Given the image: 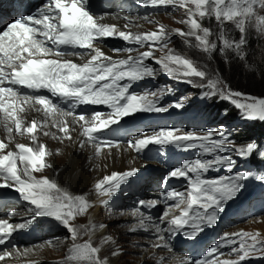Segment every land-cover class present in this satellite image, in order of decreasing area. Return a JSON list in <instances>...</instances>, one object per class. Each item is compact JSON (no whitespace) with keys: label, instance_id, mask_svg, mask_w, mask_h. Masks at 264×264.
Returning a JSON list of instances; mask_svg holds the SVG:
<instances>
[{"label":"snow or ice","instance_id":"1","mask_svg":"<svg viewBox=\"0 0 264 264\" xmlns=\"http://www.w3.org/2000/svg\"><path fill=\"white\" fill-rule=\"evenodd\" d=\"M88 2L89 0H47L38 11L15 19L0 31V113L3 114L4 127L10 136L13 133H27L35 141L38 129L51 124L61 134L58 139L72 141V134L78 126L80 136L86 138L79 141L80 145H94L98 155L104 146L109 150L112 147L120 148L118 140H101L99 134L111 130L112 126H118L123 118L137 113H167L170 108L179 110L184 107L181 102L160 106V99L171 92L170 87L145 90L142 93L130 91L134 83L155 78L158 71L194 87L204 88L203 82L206 81L210 89L205 93L206 96L219 95L222 99L229 100L242 112L244 119L264 121V98L233 91L219 76L210 77L193 60L172 54L171 49L160 57L153 54L154 46L159 45L163 52L172 36L178 34L194 37L198 42L195 46L209 56L219 46L221 54L226 55L228 50L234 49L243 58L241 48L246 44V22L255 16L258 24L264 25V16L256 15L254 10V5L260 0H136L137 4L145 7L174 9L179 6L187 13V19L181 21L188 26L187 31L176 29L169 32L161 25L158 30L142 33L123 31L115 25L102 23V18L91 13ZM213 15L219 24L218 43L210 40L213 33L208 27H202L195 18L198 16L202 20L205 16ZM225 22H231L240 32L238 40L229 37L224 27ZM108 37L122 38L129 44L139 46L147 44L148 50L133 56L131 53L134 49L131 47L117 48L114 49L115 52L124 51L129 55L127 58L113 59L94 44V41H102ZM75 49L84 51L81 53ZM72 56L88 58L77 63L68 58ZM148 59H152L159 68L147 64ZM5 83L10 86L5 87ZM19 88L29 91L21 93ZM41 90L50 93L56 102L49 96L33 94ZM65 103L67 108L62 106ZM82 105H103L111 111L106 114V118H102L104 114L99 111L92 112L90 117L85 114L76 115V109ZM29 109L42 112L44 119L26 122L24 114ZM10 143L11 140L8 143L0 140V179L4 181L0 188L15 187L20 197L34 206L30 210L35 218L54 219L67 229L72 240L69 260L75 264H106L99 256L100 249L90 241L76 242L78 229L71 221L88 209L86 196L72 195L58 187L50 178L37 179L33 175V172L50 167L46 162V145L39 143L32 147L16 143L18 151H13L9 150ZM127 143L137 153H142L149 145L199 150L196 158L183 159L164 177L165 185L173 178L186 179L185 191H162L157 199L139 200L137 207L131 211L133 217H139V223L133 225L130 231H149L151 226L158 241L153 247L168 248L170 252L173 250L174 239L183 236L195 241L205 227L216 225L224 205L236 198L245 181L252 177L250 170H235L238 160L250 159L255 154L257 159L264 161V146L250 141L237 147L231 135L225 134L223 125L203 132L159 127L158 130L128 140ZM4 150H7L6 154H3ZM206 155L211 158H204ZM221 168L227 174L205 178V174ZM137 172L136 168L123 172L113 171L96 182V191L107 197L101 201L102 206L107 207L121 185ZM254 178L264 182V171ZM169 201L173 203L169 204ZM158 204L166 205L159 216V222L141 211L142 208L154 209ZM28 226L29 223H19L13 227L7 220H0V245H4L14 231ZM221 247L230 248L228 255L236 258L219 259L218 256L224 255L220 252ZM28 251L29 249L24 250L25 253ZM254 252L264 255V240L258 238V235L249 232L224 233L219 237L218 246H213L202 258L184 256L177 260V264H242ZM17 254H20L18 250ZM12 255V252L4 251L0 255V261Z\"/></svg>","mask_w":264,"mask_h":264},{"label":"rangeland","instance_id":"2","mask_svg":"<svg viewBox=\"0 0 264 264\" xmlns=\"http://www.w3.org/2000/svg\"><path fill=\"white\" fill-rule=\"evenodd\" d=\"M262 5H264V0H260V2L254 5L255 13L258 16H264V6ZM164 8L165 7H160L156 8L155 10H150L143 13L135 12L137 15L135 13L128 14L130 16H136L144 23V25H139L137 23L130 22V26H128V29L136 31H138L139 29H146V31L147 29L158 30L159 26L162 25L165 30L169 32H174V30L176 29L184 30L181 21L187 19V13L185 9L180 8L179 6L174 9L168 7L163 10ZM120 10H124L123 7L117 6L113 11L119 12ZM155 15L158 16L159 22H157V18L156 21L151 19ZM123 18H127V16H124ZM195 18L199 20V22L202 24V27H208L210 32L213 33V35L210 37V40L218 43L217 37L219 34V24L216 21L215 16H205L202 20H200L198 16ZM245 26L246 44L241 48L243 58H241V56L238 55L234 49L228 50L226 55L221 54L219 51V46L217 50L213 51L211 56H209L208 54L200 51L199 48L195 46L198 42L195 41L194 37H183L178 34L172 36L171 41L163 52L160 50L159 45L154 46L153 54L155 57H160L161 55L165 54L168 49H171L172 54H178L184 56L185 58L193 60L196 63V66L204 68L208 72L210 77L215 78L216 76H219L223 83L227 84L233 91H240L241 93L252 97L264 98V25L258 24V22L256 21V17L253 16L251 21L246 22ZM224 27L231 39H239L240 32L231 22H225ZM107 42L109 41H100L99 43L102 44ZM190 44L193 46L190 47ZM104 46L112 51L113 54H128L124 51H114V49L117 48H127L126 46H119L114 43L108 44V46ZM143 48H147V44H145L144 46L135 45L136 51H134L132 54L143 50ZM152 67L158 69L159 65L153 64ZM165 75V73L158 71L156 77L152 78L153 82H149V84H146L143 91H153V89L156 87H166L168 82L164 80ZM195 79L199 80V78ZM203 83H205L206 85V81H204ZM195 88L196 87L188 84L187 88H184L186 91L188 90L185 93L188 94ZM173 89L174 88H172L171 92H173ZM143 91L138 92L142 93ZM174 96H180V91L176 90ZM216 98L222 99L219 95H215V99ZM161 104H166V102H163ZM225 104L230 109L232 108L233 111L237 110L236 115L241 112L240 110L236 109L229 100H226ZM205 108L212 111L211 107ZM238 118L240 121L248 120L244 119L243 115H239ZM230 119H232V117ZM256 122L260 123V121ZM172 127L177 128V126ZM143 130L146 131V129ZM184 130L187 131L190 129L186 127L184 128ZM240 130L241 129H237L239 133L246 132ZM197 131L203 132L206 131V129ZM2 133H6V130H4ZM11 135H18V133H13ZM25 135H27V133L18 135L20 138L19 142H22V140L25 139ZM128 135L123 136L122 140H124V138ZM255 137L256 136L253 135V138ZM247 138L250 137L248 136ZM248 140H245V143ZM237 141L238 139L236 140V142ZM236 142L235 145L237 147L243 145L240 144V142H238V144ZM141 162L143 164L138 166V172L133 177L129 178L131 182L139 179V177L143 178L145 174H152L151 176H153V170L150 169L149 164H144L146 163L145 160H142ZM88 171L90 172V170ZM143 181H145L144 178ZM157 184L158 178L155 177L152 182L148 183V185L147 182L142 183L135 190H128L125 185H121L120 190L112 198L107 207H104L101 204V201L103 199H107V197L98 195V193L95 192L96 200L91 203L92 205H89V208L84 212V214L75 216L71 221V223L78 229V239L76 242L83 243L85 241H90L93 246L100 249L99 256L101 260L106 261V264H158V262L159 264H177V260L179 258L187 256L185 253L189 252L192 247L188 246L185 252L182 250L178 251L176 249H173L170 252L168 248L153 247V245L158 241L154 234V229H151V226L149 231H130L133 225L139 223V217H133L131 215L132 209L137 207L138 201L141 199H157V196H155L157 193L152 194V192H150V189H152V187H149L157 186ZM7 192H9V194L11 193L9 188L3 189L4 194H8ZM15 198L16 201L19 200L18 202L20 203V206L16 207L15 205H9L4 210H0V215L4 216L3 219L10 221L9 224H11L12 226L23 223L25 220L26 221L24 223H29L30 225L33 223H30V221L34 220V225L32 226V228H34V230L43 237L39 240V242H45L44 239L54 238L53 236H55L57 240V244L55 245H49V242H46L48 243V247L52 250V252H48L49 258L45 261L43 260L41 264H57V262H59V264H75V262L68 259L71 254L70 248L72 240L67 229L60 225L58 222L54 221V219L47 217L35 218L34 214L30 210L34 206L30 205V202L28 201L27 203L25 202L23 204L18 194L15 196ZM93 205H96L95 207L98 211L96 213V220H98L99 222L98 224H96V226L103 228L104 232H106L107 230L110 231V233L108 232L104 234V237H107L105 241L95 233V226L92 228L93 230H87L85 228L83 229V224L88 222L89 218H92V215L89 216V212L94 209ZM255 206L256 204L254 203L249 205L247 209H245L249 210L246 214L229 220L230 222L226 221L223 224V227L218 231L216 238H219L224 233L231 234L237 232H249L258 235V238L264 240V221L262 220L264 218V210L255 211ZM165 209V204H158L154 209L146 210L145 208H142L141 211L144 212L145 215L153 216L154 220L156 222H159V216ZM121 213L124 214L121 215ZM227 213L228 212H224L223 215ZM101 225H103V227H101ZM27 229L28 227L22 230ZM36 237H38V235H36ZM215 241L216 240L214 239V242H212L211 244H216L218 242ZM211 244L209 246H213ZM236 246L238 247V244ZM6 249H10V247H4L0 249V251ZM114 252H116L117 254L113 255ZM180 252L184 253L181 254ZM220 252L224 254L218 256L221 257L220 259H224V257L226 259L236 258L235 256L228 255V253H230V248H222L220 249ZM197 255L198 254H196L195 259L197 258ZM252 255L257 256L260 259L250 264H264V255H261L259 252H254L252 253Z\"/></svg>","mask_w":264,"mask_h":264},{"label":"bare ground","instance_id":"3","mask_svg":"<svg viewBox=\"0 0 264 264\" xmlns=\"http://www.w3.org/2000/svg\"><path fill=\"white\" fill-rule=\"evenodd\" d=\"M126 4L127 3H123L122 1H117V0L109 3H105V5L101 8V10L98 13H96L94 16L98 18H102L101 19L102 23L115 25L116 27H118L120 30L123 31H131L132 33L145 32L146 29H139L138 31L128 29V26H130L129 24L130 22H134L139 25H144V23L136 16L128 15V14H133L134 13L133 10L135 9L127 8ZM117 6L123 7L124 10H120L119 12H114L113 10ZM135 7L138 8L137 6ZM9 15L10 14L6 15V17H8ZM124 16H127V18H123ZM156 18H157V22H159L158 16L156 15L153 16L151 19L156 21ZM182 27L184 30H188V26L186 24L182 23ZM147 31H154V30L147 29ZM100 41L101 40H97L94 44L97 47H100L101 50L106 55L111 56L113 59L127 58L126 53L120 55L113 54L112 51H110L107 47L99 43ZM102 41H109V40L103 39ZM68 58L72 59L75 62V59H78L79 57L72 56ZM84 58L87 59L88 57L85 56ZM54 102L56 101L54 100ZM91 113L92 112H84V113L75 112L76 115L85 114L86 116L89 117ZM24 115L26 122L28 123H30L33 119L37 121H42L44 119L42 112H36L31 109H29L27 113H25ZM102 118H106V115L104 114ZM4 130L6 129L4 127L3 114L0 113V140H3L5 143H8V141L11 140V143L9 144V150L18 151L15 148L16 143H24L27 146H32V147L37 146L39 143H43L46 145V152L48 153V155L46 156V162L50 165V167L42 169L40 172H33V175L37 179L44 177L50 178L52 181L57 183L58 187L67 190L72 195H85L86 199L89 202V205L96 200L95 183L101 180L103 176L110 175L113 171L123 172V171H130L133 168L137 169V167L141 165L142 163L141 161L145 159L134 154V148L129 147L127 142L128 140L137 138L139 136L150 134V132H146V131H144L145 134H142L141 131H134L133 133L125 137L124 140H122V137L124 136L123 133H120L119 135H116L113 138H105L103 136H100L99 138L101 140H108V139L118 140L121 143V147L120 148L112 147L111 150H109L107 146H104L102 147L99 156L96 157L98 154L95 151L94 145L89 143H85L83 146L80 145L79 141L81 139L86 140V138L80 136V129L78 126L76 128V131L73 132L72 134L73 136L72 141H69L66 138L63 140L58 139V137L61 134L58 132L56 128L52 127L51 124H49V126L46 128L38 129V131L35 133L36 135L35 141H32L31 134H27L25 135V139L22 140V142H19L20 141L19 140L20 138L18 136L19 134L10 136L7 133V131L6 133H2ZM45 132L49 134L45 135L44 134ZM52 133H55V135H52ZM6 151L7 150H4L3 154H6ZM88 170H90V172ZM141 182H144L143 178L141 180L136 179L134 182L128 180L126 182L127 183L126 187L128 189L130 188L136 189ZM3 183L4 181L0 179V184ZM2 188H9L13 190V192H11L10 194L0 195V210H4L9 205H15L16 207L20 206V203L18 202L19 200L16 201L14 197V194L17 193L15 191V187L12 188L2 187ZM162 191L163 190H161V192ZM161 192L157 193L155 190L153 191V194L157 193L160 195ZM93 206L94 209L89 212V216L92 215V218H89L88 222L83 224L84 225L83 229L85 228L88 230V229H92L95 226L94 227L96 228L95 233L98 234L100 238H102L105 241L107 237H104V234L108 232L110 233V231L107 230L106 232H104L103 228L96 226V224H98L99 222L98 220H96V213L98 211L96 210L95 207L96 205ZM3 217H4L3 215H0V220H2ZM262 220L264 221V218ZM30 232H32L33 234L32 236H28V237L23 236L22 235L23 233H16V232L13 233L14 234L13 243H9L5 247V248L10 247V249L0 251V255H2L4 251L12 252L13 255L10 257H6L4 261H0V264H41L43 260L45 261L46 259L49 258L48 252H52V250L48 246L57 244L56 242L57 240L55 236H53L54 238L45 239V242H39L35 238L36 235L39 234L33 230L29 231L28 233ZM198 238L199 240L196 241L195 244L190 245V247L192 248L189 250V252L185 253L187 256H189L192 259H195L196 254H198L196 259L202 258L203 255H205L213 246H218L219 244V238H216V241H218L216 244H211L213 246H207L205 247V249H202L201 246L198 245V243L205 238V233H203ZM49 241H51V243H49L48 245V243L46 242ZM175 242L176 239L172 241V244H175ZM222 248L224 247H221L220 249ZM25 249H29V251L25 253L24 252ZM17 250L20 253L19 255L17 254ZM218 258L220 259L221 257ZM224 259L226 258L224 257Z\"/></svg>","mask_w":264,"mask_h":264},{"label":"trees","instance_id":"4","mask_svg":"<svg viewBox=\"0 0 264 264\" xmlns=\"http://www.w3.org/2000/svg\"><path fill=\"white\" fill-rule=\"evenodd\" d=\"M227 81H229V80H227ZM224 102L225 101H223L222 104L219 103L217 105L219 107H225V108H227V106H226V104ZM228 111H229V113H230L231 116L234 115V112L235 111H233L232 108L230 110L228 109ZM262 134H264V128L261 127V126H254L253 128H249L248 131L246 130L245 133H242V134L238 135L237 137H238V140H239L240 143H244L245 140H248L250 138H253V135H255L257 137V136H260ZM248 136L250 138H247Z\"/></svg>","mask_w":264,"mask_h":264}]
</instances>
